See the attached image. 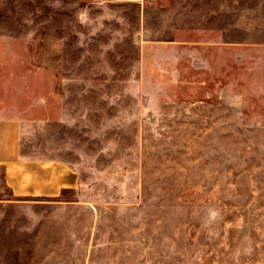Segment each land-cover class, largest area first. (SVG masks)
<instances>
[{"label":"rangeland","instance_id":"obj_1","mask_svg":"<svg viewBox=\"0 0 264 264\" xmlns=\"http://www.w3.org/2000/svg\"><path fill=\"white\" fill-rule=\"evenodd\" d=\"M0 117L80 179L0 264H264V0H0Z\"/></svg>","mask_w":264,"mask_h":264},{"label":"crops","instance_id":"obj_2","mask_svg":"<svg viewBox=\"0 0 264 264\" xmlns=\"http://www.w3.org/2000/svg\"><path fill=\"white\" fill-rule=\"evenodd\" d=\"M140 2L142 0H106ZM22 125L14 117H0V202L55 199L80 185L77 172L58 159L30 156L22 151ZM3 193H8L7 197Z\"/></svg>","mask_w":264,"mask_h":264}]
</instances>
